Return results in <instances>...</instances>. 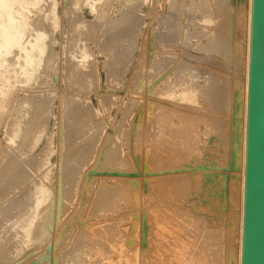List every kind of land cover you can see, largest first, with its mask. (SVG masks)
Returning a JSON list of instances; mask_svg holds the SVG:
<instances>
[{
    "label": "rangeland",
    "instance_id": "374dc122",
    "mask_svg": "<svg viewBox=\"0 0 264 264\" xmlns=\"http://www.w3.org/2000/svg\"><path fill=\"white\" fill-rule=\"evenodd\" d=\"M226 1L42 0L39 10L22 11L28 38L45 33L48 56L34 82L17 77L0 111V264H134L135 245L139 257L149 254L154 231L146 217L159 231L155 245L182 243L204 264L238 263L240 181L237 171L223 172L230 109H221L217 91L243 74L246 30L243 13L233 28ZM180 79L195 92L179 101ZM157 107L199 116L192 136L200 141L191 137L196 148L187 156H173L182 128L169 125L167 159L154 162ZM17 127L22 132L9 141ZM11 162L21 169L10 182L3 178ZM166 177L179 179L181 191L162 195L154 182ZM144 258L135 264H150Z\"/></svg>",
    "mask_w": 264,
    "mask_h": 264
},
{
    "label": "bare ground",
    "instance_id": "6f19581e",
    "mask_svg": "<svg viewBox=\"0 0 264 264\" xmlns=\"http://www.w3.org/2000/svg\"><path fill=\"white\" fill-rule=\"evenodd\" d=\"M41 1L42 0H0V111H3L6 107V103L5 101L7 99L10 98V95L12 94L13 92V89L16 87V81L17 80V77L19 75H21V77L25 78V82H34L36 80V75L38 73H40V69L42 67V70H43V65L42 63L45 65L46 63H44V60H46V56L44 57L47 50V45L45 43V33H41V34H36L34 36H31L33 38H28L29 35H26L25 33V30L26 28L28 27L29 25V19L27 16H25V14L22 12V11H26L27 12H30L31 10H39L41 8ZM231 1V7H229V13L231 14L232 16V24H233V28L235 27L236 25V21L234 20L235 17H239V18H242L241 17V14L243 13V19L245 21V30H246V45H245V63H244V70H243V74L240 76L241 78L236 80V84H232V85H227V87L224 89L223 87H218V91H217V98H218V102L220 104V107L221 109H223L224 111H228L226 109H230V113L228 115L229 117V122H230V125H231V132H230V135H229V138H228V143H229V146H228V149H227V166H226V171H223V172H226L227 174V177L228 175L230 176L231 173H229L230 171V168L231 170L233 171H237L236 173H234L233 171H230V172H233L232 175H234L233 177L235 179H237L236 177H238L239 181H240V194H241V201H240V211H241V220L239 222V230H238V260H237V264H240V261H241V247H242V221H243V187H244V168H245V139H246V111H247V83H248V69H249V52H250V17H251V0H230ZM193 2V1H192ZM219 3L221 4H227L228 2L226 0H219ZM220 6L221 5H218L216 6V10L218 12V14L220 13ZM247 6V10L246 12H243L245 11L244 7ZM227 7V6H226ZM225 7V8H226ZM91 8H94V6L92 5ZM224 8V9H225ZM184 11V10H183ZM216 12V11H215ZM235 16V17H233ZM184 21V20H183ZM179 25V24H178ZM177 25V26H178ZM31 28V27H30ZM179 28V26H178ZM28 29V28H27ZM167 29V33H170L171 30L168 28ZM172 29V28H171ZM180 29V28H179ZM29 30V29H28ZM32 31V30H30ZM184 31V30H183ZM27 32V31H26ZM188 32V31H187ZM31 33V32H30ZM183 36V35H181ZM186 38V36H185ZM185 40V39H183ZM181 42V41H180ZM187 43V42H186ZM183 44V43H181ZM196 44V42H195ZM197 45V44H196ZM195 45V46H196ZM166 47V46H165ZM196 48V47H195ZM199 48V47H197ZM14 50H17V54L15 53ZM196 50V49H195ZM163 51V50H162ZM15 53L16 54V58L14 57V59H17V61L15 63H13V59H8L9 55L11 53ZM13 56V55H12ZM48 56V54H47ZM12 58V57H11ZM45 58V59H44ZM48 58V57H47ZM44 59V60H43ZM9 60H11V62L13 64H11L9 62ZM195 60V59H194ZM47 62H49V60H47ZM50 64V62H49ZM190 64V63H189ZM51 66V65H49ZM45 67V66H44ZM48 67V66H46ZM194 68V67H192ZM46 69V68H44ZM45 71H48V69H46ZM42 73V72H41ZM43 73H46V72H43ZM50 73V72H49ZM42 75V74H41ZM52 76V75H51ZM20 77V76H19ZM190 77V76H189ZM182 79V78H181ZM180 79V80H181ZM188 81H183L181 80L180 81V84L178 85V87L181 89H179L177 91V94L174 96L176 99H178L179 101L180 100H184L186 98H188V96L190 94H193V92H195V90L192 89V85H190L189 87V83ZM23 83V82H22ZM178 83V82H177ZM192 84V83H191ZM194 85V84H193ZM223 86V85H222ZM187 87V88H186ZM233 87V89H232ZM44 88V87H43ZM175 88V87H174ZM194 88V87H193ZM173 89V88H172ZM170 91V90H169ZM167 92V91H166ZM172 93V92H171ZM169 93V94H171ZM175 93V92H174ZM173 93V95H174ZM165 95H168V94H165ZM230 96V97H229ZM173 97V96H171ZM189 101V100H188ZM190 102L192 104L196 103V98L192 97L190 98ZM24 103H28V102H24ZM189 103V102H188ZM199 103V102H198ZM181 104V103H179ZM183 104V103H182ZM186 104V103H185ZM192 104H189L192 105ZM41 105V104H40ZM186 106V105H185ZM193 107H195L196 105H192ZM188 107V106H187ZM186 107V108H187ZM192 107V108H193ZM40 108V106H39ZM38 108V109H39ZM191 108V109H192ZM197 108V106H196ZM157 111H156V120L154 122V130L153 132H151L152 136L150 137H153V144L152 145H155L154 147H158L155 149V151L153 150V153L155 154H160L158 155L159 158H156L154 162L158 161L161 162L162 160H164L167 156V148H171L173 142L171 141H168L166 138V136L169 134H171V132H166V128L170 125L171 127H178V128H182V136H183V140H180L181 144H180V147L179 149H177V152L176 154H173V156L177 155V157H179L178 155L180 154V156L182 157H185L189 154V152L192 150L191 146H193V143H192V139L191 137H194L192 136V132H195V128L196 126H198L199 124L197 122H199V116H196L195 117L193 115H190V114H187L186 113H183V112H180L182 114H176V112H173V111H166L165 107H157ZM199 109V108H198ZM42 110V108L40 109ZM193 110H195L193 108ZM197 110V109H196ZM17 111V110H16ZM5 113V112H3ZM36 113H37V110H36ZM42 112H40L41 114ZM194 113V112H193ZM226 114V113H225ZM224 117H226V115H224ZM172 118H178L179 122H177V124H174L173 123V119ZM7 119V118H6ZM202 119V118H200ZM40 120V119H39ZM38 120V123H40ZM75 120V119H74ZM77 121V120H76ZM13 122V120H12ZM201 122V121H200ZM35 123V122H34ZM37 123V124H38ZM204 123V122H203ZM37 124L35 126H37ZM198 124V125H196ZM206 124V123H205ZM207 125V124H206ZM206 125H203V126H206ZM15 126V125H14ZM40 126V125H38ZM38 128V127H36ZM198 128V127H197ZM196 128V129H197ZM206 129V128H204ZM203 129V130H204ZM28 131V132H27ZM27 133H29V130L27 129ZM198 131V130H197ZM22 132L21 129L19 127H17L14 131H13V135L9 138V141H12L13 140V137H16L19 135V133ZM24 132V135L22 137H24L23 141L24 143H28L29 140L27 138L28 137V134L25 135ZM10 133V132H9ZM38 133V132H37ZM199 133V132H198ZM203 134V132H200L199 134ZM34 134V133H33ZM41 134V133H40ZM150 135V134H149ZM196 135H198L196 133ZM21 136V135H20ZM34 136V135H33ZM36 136V135H35ZM147 136V135H146ZM148 137V136H147ZM146 137V139H148ZM170 137V136H169ZM200 136H198L199 138ZM35 138V137H34ZM37 138V137H36ZM195 138V137H194ZM26 139V140H25ZM196 139V138H195ZM15 140V139H14ZM197 140V139H196ZM194 140V141H196ZM32 141V140H31ZM198 141V140H197ZM200 141V140H199ZM198 141V142H199ZM15 142V141H14ZM148 142V140H147ZM146 142V143H147ZM19 143V142H18ZM20 143V145H21ZM145 143V144H146ZM195 143V142H194ZM145 147H147L148 145L151 146L150 144L148 145H145ZM23 145V144H22ZM138 145L140 144H136V146L138 147ZM27 146V145H25ZM135 146V147H136ZM141 146V145H140ZM19 147V145H18ZM134 147V148H135ZM145 147H144V150H145ZM194 147V146H193ZM25 148V147H24ZM27 148V147H26ZM141 150L143 149L142 147H139ZM138 148V149H139ZM151 148V147H149ZM196 148V145L195 147ZM17 149V148H15ZM25 150V149H24ZM135 150V149H134ZM171 150V149H170ZM190 150V151H189ZM139 151V150H136V152ZM143 151V150H142ZM142 151H140L139 153H141ZM135 153V152H134ZM138 153V152H137ZM142 155L143 152L141 153ZM136 154H134L133 156H135ZM149 156V153L147 154ZM154 154L150 153V156ZM155 155V156H157ZM141 156V155H140ZM25 157V155H24ZM142 157V156H141ZM145 157V156H144ZM172 157V156H171ZM151 158H154L151 156ZM16 159H19V158H16ZM134 159V158H133ZM142 159V158H141ZM140 159V160H141ZM147 159L149 160V157H147ZM167 159V158H166ZM1 160V159H0ZM20 160V159H19ZM41 160V159H40ZM186 160V159H184ZM136 161V159L134 160ZM143 161V160H142ZM26 163V161H24ZM23 163H20V164H24ZM33 162V161H32ZM137 162V161H136ZM141 162V161H140ZM149 163V161H146ZM169 162H173V159ZM175 162V161H174ZM189 162V161H188ZM17 162H11L10 165H9V170L7 172L5 176V178H3L4 180H7V181H14L13 179H16L15 177L18 176V174L20 173L19 172V168H18V165L19 164H16ZM28 163V161H27ZM31 163V162H30ZM142 163V162H141ZM140 163V164H141ZM147 163V164H148ZM29 164V163H28ZM33 164V163H32ZM135 164V162H134ZM138 164V163H137ZM136 164V166H137ZM174 164V163H173ZM4 165V164H3ZM142 165V164H141ZM171 165V163H170ZM186 165V164H185ZM192 165V164H190ZM22 166V165H21ZM146 166V163L144 165V167ZM150 166V165H149ZM143 167V166H142ZM141 167V168H142ZM143 167V169H144ZM170 168V167H169ZM21 169V168H20ZM140 169V168H139ZM161 168H159L160 170ZM167 169V168H166ZM174 169V167H173ZM7 170V169H6ZM5 170V172H6ZM22 170H23V167H22ZM10 171V172H9ZM146 171V169H145ZM144 171V172H145ZM149 171V169H148ZM152 171V170H151ZM149 171V172H151ZM162 171V169H161ZM149 172H146L147 175L149 174ZM153 172V171H152ZM155 172V171H154ZM11 173V174H10ZM12 173H15L14 175ZM138 173V172H137ZM153 174V173H151ZM150 174V175H151ZM154 174H157L156 172ZM160 174V173H159ZM136 176V175H135ZM152 176V175H151ZM224 176H226L224 174ZM147 177V176H146ZM153 177V176H152ZM155 177V176H154ZM170 177V176H169ZM169 177H166L165 179H168ZM18 178V177H17ZM137 178V176H136ZM135 178V179H136ZM150 178V176H149ZM171 178V177H170ZM169 178V179H170ZM173 178V177H172ZM176 177L173 178V180L171 181L170 180H163L164 178H162V181L158 182L159 179H156L157 182H154V186L156 188H158V190L161 191V194L164 195V196H167V195H170V194H177V192L181 191V187H177L179 186L180 183H178V180L179 179H175ZM134 179V178H133ZM134 179V180H135ZM145 179V178H144ZM148 179V178H147ZM152 179V178H151ZM150 179V180H151ZM137 180V179H136ZM135 180V182L137 183V181ZM140 180V179H138ZM161 180V179H160ZM134 182V181H133ZM133 182H131L133 184ZM139 182V181H138ZM1 183V182H0ZM135 184V183H134ZM147 184V181L146 183ZM145 184H140V187L139 189L143 188L142 185H145ZM149 184V183H148ZM152 185V184H150ZM181 185V184H180ZM147 186V185H145ZM135 187V186H134ZM148 187V186H147ZM146 187V188H147ZM149 188V187H148ZM147 188V189H148ZM179 188V189H178ZM136 188H134V191H135ZM146 189V190H147ZM151 189V188H149ZM178 189V190H177ZM184 190V188H182ZM138 188L136 189V192H137ZM152 190V189H151ZM159 191V192H160ZM147 192H151V191H148ZM143 191L141 193H139V195H142ZM152 193V192H151ZM137 195V193H136ZM138 195V196H139ZM146 195V193H145ZM147 196V195H146ZM145 198L144 196L141 198L143 199ZM149 198V197H148ZM149 201V200H148ZM145 210V209H144ZM146 211V210H145ZM147 212V211H146ZM144 212H142L141 214L143 215ZM154 214L155 212L153 213V217H154ZM145 217L147 216L144 215ZM142 217L143 219L145 217ZM30 218V217H28ZM149 217H146V222L149 221L150 223H146L147 225H149V229H151V233L154 231V234L153 235H150L151 233L150 232H147L149 233L150 235V244L147 246V252H149L147 258H144V256H142L145 261H148L150 262V264H195L197 261L194 260L195 258L197 260H202V264H204V259L202 258L203 255L202 253H198L196 254L194 251H189V249L182 245V243H172L171 245L173 246V248H168L167 247V244L164 240H161L159 242L158 245H155L153 242H152V239H153V236L155 235H158V230H154L153 227H152V223H151V220L150 218L147 219ZM155 218V217H154ZM15 219V218H14ZM19 219V218H18ZM39 219V218H38ZM145 219L143 222H145ZM16 220V219H15ZM26 220V219H25ZM31 220V219H30ZM30 223V222H29ZM14 224V223H13ZM16 224V223H15ZM40 224V223H39ZM25 225V223H24ZM38 225V224H37ZM26 226H28L26 224ZM144 226V224L142 225ZM21 227V226H20ZM25 227V226H24ZM36 227V226H35ZM28 228V227H27ZM22 229V228H21ZM25 229V228H24ZM140 230V229H139ZM39 231V230H38ZM141 231L142 228H141ZM26 232V231H25ZM28 232V231H27ZM31 232V231H30ZM34 232V231H33ZM33 232L32 234L30 235H33ZM136 233V232H135ZM142 233V232H141ZM140 233V234H141ZM144 233V231H143ZM29 234V233H28ZM139 234V231L138 233ZM27 235V233H26ZM38 235V234H37ZM134 235V233H133ZM132 235V237H133ZM136 235V234H135ZM135 235H134V238H135ZM142 235V234H141ZM139 235V236H141ZM148 235V234H146ZM148 235V236H149ZM28 236V235H27ZM39 237H40V234H39ZM27 238V237H26ZM29 238V237H28ZM148 238V237H147ZM146 238V240H147ZM133 239V238H132ZM140 239H142L140 237ZM139 239V241H140ZM143 239H144V236H143ZM35 240V239H34ZM33 240V241H34ZM136 240H138V238L136 237ZM145 240V239H144ZM143 240V241H144ZM135 241V240H134ZM146 243V242H145ZM144 243V245H145ZM148 243V242H147ZM142 244V243H140ZM139 244V245H140ZM138 246V244H137ZM142 246V245H141ZM140 246V249L142 248ZM240 246V248H239ZM96 248V247H95ZM136 245L134 246V249H132V254L130 257H132V263L136 262V260H139L140 258L142 257H139L140 254L139 252V256L137 255L138 253L136 252ZM93 249V248H92ZM121 249V248H120ZM125 249V248H124ZM119 250V249H118ZM138 250V249H137ZM149 250V251H148ZM91 251V250H90ZM95 251V249H94ZM120 251V250H119ZM123 251V249L121 250ZM129 251V250H128ZM139 251V250H138ZM144 251V250H142ZM93 252V251H92ZM125 252V251H124ZM123 252V253H124ZM141 252V251H140ZM91 253V252H90ZM96 253V251H95ZM106 253V252H105ZM122 253V254H123ZM137 253V254H136ZM108 254V253H107ZM112 254V258L111 260L114 261L116 256H118V254L116 252H113L111 253ZM127 254V252H126ZM129 254V255H130ZM94 255V254H93ZM109 255V254H108ZM120 255V254H119ZM91 256V255H89ZM96 256V254H95ZM139 257L138 259L136 257ZM92 257V256H91ZM110 257V256H109ZM129 257V256H128ZM127 257V258H128ZM96 258V257H95ZM104 258V257H103ZM91 259V258H90ZM93 259V258H92ZM142 259V261L144 260ZM147 259V260H146ZM117 260V259H116ZM115 260V261H116ZM120 260V259H119ZM131 260V259H130ZM129 260V261H130ZM110 261V260H109ZM108 261V262H109ZM122 261V260H121ZM144 261V263H145ZM118 262V261H117ZM120 262V261H119ZM125 262V258H124V261ZM139 262V261H138ZM141 262V260H140ZM146 262V263H148ZM110 263V262H109ZM121 263V262H120ZM118 263V264H120ZM129 263V262H128ZM137 263V262H136ZM117 264V263H116ZM123 264V263H122ZM142 264V263H140ZM149 264V263H148Z\"/></svg>",
    "mask_w": 264,
    "mask_h": 264
},
{
    "label": "water",
    "instance_id": "95a60500",
    "mask_svg": "<svg viewBox=\"0 0 264 264\" xmlns=\"http://www.w3.org/2000/svg\"><path fill=\"white\" fill-rule=\"evenodd\" d=\"M240 264H264V0H251Z\"/></svg>",
    "mask_w": 264,
    "mask_h": 264
}]
</instances>
